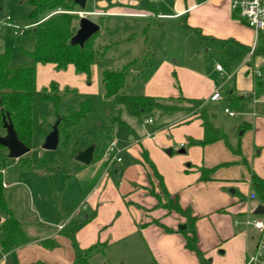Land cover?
<instances>
[{
	"label": "crops",
	"instance_id": "obj_1",
	"mask_svg": "<svg viewBox=\"0 0 264 264\" xmlns=\"http://www.w3.org/2000/svg\"><path fill=\"white\" fill-rule=\"evenodd\" d=\"M230 4L231 0L205 3L200 0H87L85 10L76 7L75 13L79 15L84 12L85 17L101 27L108 18L136 20L142 26L133 25L135 28L127 34L132 36H127V39H134L140 33L146 46L149 44L145 30H149V35L152 32L156 34L157 30L170 23L182 31L185 23L191 29L199 30L203 36L235 42L249 54L248 64L238 70L246 78L251 74L249 64L255 65L257 59L259 67L252 68V71L258 70L264 67V57L251 55L249 47L254 43V32L245 23L236 20ZM152 23L156 26H151ZM33 25L34 23L29 26ZM184 33L187 37L196 36ZM32 46L33 42L29 48ZM189 54L193 56L196 53ZM40 66L45 65H38L37 77ZM46 66L55 69L54 65ZM49 68L41 70L50 72V82L53 73ZM164 68H169L172 75L177 73L182 86L180 94L176 89H171L172 80L164 85L159 81L158 72L164 71ZM158 72L148 85L157 89L166 88L168 95L174 99L180 95L190 99H204L205 107L220 102L210 99L217 88L196 65L194 68L172 67L165 62ZM247 89L242 86L240 88L239 97L245 98L240 108L247 103L246 96L249 94L244 92ZM234 91L236 90L230 93ZM249 92L254 95L253 79ZM250 95L249 102L254 103L255 115L249 116V121H244V126L248 127L240 133L243 135L249 130L247 159L239 151L235 153L240 156L231 157L220 142L186 149V142L189 143L190 139L199 141L204 136L201 121L186 112L171 115L158 112L161 115L160 128H154L151 133L142 137L134 132V124L130 122L129 130L134 133L129 138L131 144L125 143L118 148V156L124 152L127 162L124 158L121 162H110L107 154L100 158L95 144H92L96 146L92 163L83 165L77 162L76 156L87 149L91 145L89 143L83 148L79 144L72 145L59 157H51L48 153L45 167L40 168L38 163L46 152L43 145L53 128L50 125L41 139L39 150L43 152L38 154L39 160L35 161L29 154L22 158L29 157L32 161L29 169L21 167V159H9L8 149L2 147L5 159L11 161L2 170L6 185L5 200L15 217L23 224L29 243L18 248L13 255L0 254V264H73L75 252L71 241L61 233L64 226L73 219L88 220L76 234V242L81 249L97 243L106 245L104 252L94 256L90 264H201L196 254L185 246L183 231L187 229L186 219L169 212L163 207L165 203L161 204L151 193L159 181L149 166L143 163V148L163 177L171 197H177L180 206L184 210L190 209L192 215L198 218L196 233L199 247L210 264H247V259L257 250L259 236L253 228H247L242 219L248 216L255 218L254 211L259 206L250 199L252 174L256 173L264 179V94L253 100V95ZM211 115L216 123V115ZM229 117L236 118V115ZM123 121L129 123L128 119ZM154 124L153 121L150 125ZM162 127L165 131H162ZM0 128V135L4 136L6 131L3 129L2 118ZM168 132H178L179 135L177 147L181 148L176 157L165 136ZM224 165H229V174L220 171L214 173L213 181L200 180L202 168H221ZM222 169L227 171V167ZM56 173L61 179L64 177L61 186L56 183ZM220 177L233 180L225 184L220 181ZM69 178L73 183H69ZM5 217L0 208L1 221ZM235 220H240L241 224L236 226ZM1 240L0 234V243ZM48 240H53L56 247L46 248L43 244Z\"/></svg>",
	"mask_w": 264,
	"mask_h": 264
},
{
	"label": "rangeland",
	"instance_id": "obj_2",
	"mask_svg": "<svg viewBox=\"0 0 264 264\" xmlns=\"http://www.w3.org/2000/svg\"><path fill=\"white\" fill-rule=\"evenodd\" d=\"M30 1L31 0H4L0 7L2 8V10H0V20L4 21L10 18V21H7V25L16 28H23L31 25L35 20L30 17L32 12ZM235 18L238 22H242L241 18L237 16H235ZM93 20L95 19L93 18ZM76 24L79 29V21ZM133 25H137L138 27L142 26L137 23L136 20L127 18H108L104 25H102L95 43L96 50L104 52L105 47L108 46V48L105 50L103 56H96L91 82H88L83 75L76 73L73 66H69L66 70L62 71H58L52 66H40V74L39 77H37V88L33 94V138L29 156L35 159V161H38V154L43 152L39 150L41 139L44 136V132L49 129V125L54 126L58 121V117L68 116L71 112L79 110L81 104L88 99L93 101L91 113L73 130L67 147L63 146V138L60 137L57 150L47 152L50 153L51 157L55 155L59 157L62 153H65L67 149H70L72 145L79 144V146L83 148L90 143L91 145L95 144L97 146L96 153L100 158H103L107 154L108 147L112 141H116L118 148L122 147L125 143L131 144L129 138L134 135V133L129 130L130 122L134 124L133 130L140 137L151 133L154 128L159 129L161 115L158 112L152 117L155 124L150 125L148 120L131 117L123 106L117 105L113 98H107L105 96L102 73L105 70H119L130 60L140 58L134 65V68L131 67L127 71V81L123 90L126 95H147L159 98L165 104H170L173 98L168 95L167 89L152 88L153 85H148L150 83L149 81L157 74L160 67L165 62L169 63L172 67L192 66L194 68L196 65L197 68L202 70V74H204L208 81L217 88L214 92L219 91L222 94L220 102L210 104L206 107L209 114L216 115V124L224 130L228 137V143L220 142L221 145H223L224 149L231 157L241 155L244 159H247L246 153L249 146V130L243 135H240V133L244 131V121L246 119L249 121V116L255 115L253 108L254 103L253 101L249 102V88L251 87V80L253 79L252 68L259 67V61L257 59L255 60L256 66L254 63L252 65L249 62L251 74L243 78L244 76L240 75L238 70L240 67L248 64L247 60L249 54L235 42H226L222 47L212 44L207 46L206 44L200 43L195 35L189 37L185 36L184 31L175 24L170 23V25L161 30H157L156 34L155 32L150 33L149 46H146L144 37L140 33L134 36V39H127V36H132V34H127L135 28ZM151 26L155 27L156 25L152 23ZM7 28L6 25L0 26V44L4 42L3 36ZM8 43L13 49L16 63H25L24 56L20 52V47L28 49L32 41L25 40L23 43ZM148 52L149 54H147ZM190 52H195L196 54L191 56L189 54ZM143 57L146 61L145 65L142 59ZM217 65L222 67L225 78L221 77L220 73L217 72ZM44 67H50L49 69H51L53 73V79L50 82V76H48L50 72H43L41 70ZM168 69L165 70L164 68V71L158 72V79L163 82V85L168 80H172L173 83L170 85L171 89H176L180 94L182 89L181 81L177 73H175V79L174 74L172 75ZM52 82L56 83L59 87V95L64 96L58 108H55L52 102H46L42 99L45 88ZM226 85L228 88L225 89L224 87ZM241 86L248 88L244 92L249 95L246 96L247 103L239 109L232 104L234 96L230 92L236 90L235 94L239 97ZM152 93L158 95H152ZM252 95L253 93L250 96ZM253 98H255L254 95L252 100ZM173 104L181 110L191 108V105L183 99H178L174 101ZM225 108L232 110L236 118H230L229 115L225 114ZM118 113L122 121L128 119L129 123H125V125L122 126L114 123V117H116ZM193 114H195V112H193ZM162 131H165V128L162 127ZM165 136L170 142V148L174 150V157H176L177 152L181 148L177 147V144H179L178 132H168ZM189 148L190 145L186 142V149ZM4 151V148L1 147L0 163L5 162V168H7V165H10L11 161L5 159V155H3ZM237 151L240 152V155L235 153ZM120 157L121 161L123 158L126 162L128 161L124 152ZM244 165L246 166V164ZM228 166L229 165H224L221 166V168L220 166H216L214 167L216 168L214 173L224 171L226 174L230 172ZM225 167H227V171H225L226 169H222ZM112 173L114 172H111V174ZM55 176L56 183L61 186L64 177L61 179L58 173H56ZM68 180L70 184L73 183L70 178ZM232 180L233 179L227 177H220V181L225 184L230 183ZM152 191L161 197V203L170 201L165 197L159 182H157V186L152 188ZM251 218L254 219L253 216ZM261 218H264V215L261 216ZM243 220L246 221L247 217L242 219V221Z\"/></svg>",
	"mask_w": 264,
	"mask_h": 264
},
{
	"label": "trees",
	"instance_id": "obj_3",
	"mask_svg": "<svg viewBox=\"0 0 264 264\" xmlns=\"http://www.w3.org/2000/svg\"><path fill=\"white\" fill-rule=\"evenodd\" d=\"M3 1L0 0V7ZM30 5L32 7L30 17L35 20L34 25L27 28L8 27L3 36L4 42L0 44V118L3 116L9 117L19 140L31 149L34 111L33 94L37 88L38 65H54L58 71L66 70L69 66H73L76 73L85 75L86 80L91 82L96 56H103L108 47H105L104 52L96 50L95 43L99 33L89 39L84 46L72 44V39L78 31L76 23L80 20L79 15L75 13L78 6L73 0H31ZM58 11H61V13H56ZM182 28L188 35L196 34L200 43L207 46L212 44L222 47L226 43V41H219L203 36L199 30H193L185 23H183ZM144 34L147 36L146 41L149 44V30H145ZM25 40H31L33 46L28 49L20 47V52L26 60L25 64L20 65L16 63L13 49L8 42L23 43ZM249 51H251V47H249ZM253 56L264 57V34H260ZM142 59L145 63V58L143 57ZM137 62V60H134L119 70H105L102 73V83L107 98H113L116 104L123 106L130 116L145 120L152 118L157 112L171 115L182 111L194 115L197 120L201 121L204 136L199 141L190 139V146L205 147L217 142L228 143L226 133L221 127L216 125L214 117L206 110L204 99H190L180 95L178 98H173L172 103L165 104L156 97L126 95L123 90L127 81V71ZM253 81L254 97L258 98L264 94V67L253 71ZM224 88L226 89L228 86L226 85ZM59 93V87L56 83L52 82L45 88L42 99L46 102H52L55 108H58L64 97L63 95H59ZM232 95L235 99L232 104L240 109V104L245 98L237 97L235 91ZM178 99L187 101L191 105V108L179 109V107L173 104ZM92 106L93 101L88 99L81 104L79 110L71 112L68 116L58 117V121H60L59 133L60 137L63 138L64 147L69 145L73 130L91 113ZM114 123L121 126L125 125L119 113L114 117ZM247 127L244 126L243 129ZM142 159L143 163L148 165L153 171V175L159 181L165 197L170 200L163 207L171 213L179 214L187 221V229L183 231L186 248L196 254L201 264H210L206 254L199 247L196 233L198 218L192 215L190 209L184 210L180 206L177 197H171L165 187L163 177L157 171L154 163L149 158L148 152L144 148ZM47 161L48 153L46 152L41 157L38 166L44 168ZM20 163L24 169H29L32 166V161L29 157L21 159ZM244 163H246V160H244ZM4 168L5 162L0 163V208L6 215L5 219L0 221V234L2 235L0 254L13 255L18 248L27 245L29 239L25 234L23 224L15 217L5 200L4 177L2 174ZM215 169L202 168L200 180L203 182L213 181ZM250 187L251 201L264 206V179L253 173ZM151 193L161 203V197L152 191ZM87 222L88 220L73 219L64 226L61 232L71 241L75 252L73 264H90L91 259L103 253L106 248V245L101 243L92 245L87 249L79 247L76 242V234ZM43 245L46 248H54L57 244L53 240H48ZM39 264L45 263L41 262Z\"/></svg>",
	"mask_w": 264,
	"mask_h": 264
},
{
	"label": "built area",
	"instance_id": "obj_4",
	"mask_svg": "<svg viewBox=\"0 0 264 264\" xmlns=\"http://www.w3.org/2000/svg\"><path fill=\"white\" fill-rule=\"evenodd\" d=\"M212 0H200V2H210ZM231 11L234 16H237L242 19V22L247 25L254 32V43L251 46V55H253L254 50L257 46L260 34H264V0H231ZM61 11H58V13ZM79 17H85L84 12H80ZM7 21H10V18L7 20H0V26L6 25V27H11L7 25ZM27 28V27H26ZM217 71L220 73L221 77L225 78L224 71L221 66H216ZM259 75V73H258ZM222 98V94L219 91H216L212 96V101H219ZM225 112L231 117L235 116V113L230 109H226ZM150 124L153 123L152 118L147 119ZM120 151L118 149L117 143L112 141L107 150V156L110 162L117 161L121 162L119 158ZM4 187L6 185L4 184ZM239 220H235V225H240ZM244 225L249 228H253L259 236L258 246L255 254L250 256L247 259V264H264V219L261 216H256L254 219L247 217V220L244 221Z\"/></svg>",
	"mask_w": 264,
	"mask_h": 264
},
{
	"label": "water",
	"instance_id": "obj_5",
	"mask_svg": "<svg viewBox=\"0 0 264 264\" xmlns=\"http://www.w3.org/2000/svg\"><path fill=\"white\" fill-rule=\"evenodd\" d=\"M73 2L81 9L85 10L87 0H73ZM101 31V26L89 19L88 17H82L79 20V29L72 39V44L84 46V44L97 35ZM3 129L6 131L4 136L0 135V147L8 149V158L13 160H20L27 156L31 149L22 143L15 131L12 121L7 116L2 117ZM60 121H57L53 126L52 131L46 138L45 144L43 145V150L46 152L55 151L59 145L60 133H59ZM96 146L91 145L84 151H81L76 156V161L83 165H90L94 158ZM185 152V151H181ZM255 216L264 215V206L259 205L255 211ZM1 221V219H0Z\"/></svg>",
	"mask_w": 264,
	"mask_h": 264
}]
</instances>
